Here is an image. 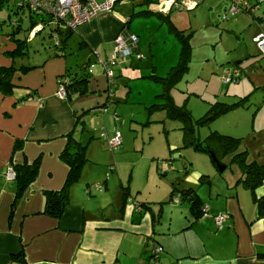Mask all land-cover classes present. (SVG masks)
<instances>
[{
  "label": "crops",
  "instance_id": "1",
  "mask_svg": "<svg viewBox=\"0 0 264 264\" xmlns=\"http://www.w3.org/2000/svg\"><path fill=\"white\" fill-rule=\"evenodd\" d=\"M204 3V8L210 7L215 0ZM262 7L258 5L253 17L242 18V22H249V25V19L255 22L252 43L257 34L264 33ZM150 8L147 10L158 14ZM233 20L232 27L240 21L236 17ZM123 22L124 19L115 11L86 22L67 38V30L61 28L59 33H55L59 43L57 49H51L50 55L40 56L31 63L26 61L28 52L23 59L8 57L6 53L15 50L16 43L7 34L0 35V67H9L13 61L16 67H33L27 73L15 72L12 77L14 89L10 95L0 92V264H149L154 246L162 248L157 264H264V218L257 217L252 194L242 185V172L232 161V155L218 160L212 152H197L210 158L212 153L224 169L219 171L212 159L195 160L194 157L189 160L190 166L185 161L182 164L186 176L179 178L174 175L172 181L158 179L161 184L160 188L157 187L159 193L148 196H142L140 190L137 192L140 196L133 194L129 180L126 184L121 181L119 186L115 185L114 176L99 169L105 148L94 135L98 128L96 120L103 117L100 107L106 103L107 91L111 96L112 85L104 75L92 71L89 59L82 70H75L65 50L69 39L74 36L84 53H92L104 67L103 62L108 60ZM127 28L129 30V24ZM182 34L188 38L191 36L185 31ZM131 56L139 62L145 59L143 54L141 58L137 54ZM188 63L187 70L168 90V95L178 107L184 106L176 104L173 94L188 74ZM118 65L125 67L126 62ZM175 66L164 76L156 75L153 69L151 77L160 85L161 91L156 96L158 101L147 110L150 113L152 110L163 112L164 115L155 120L163 123L166 137L174 129L181 131L179 147L182 149V123L169 118L165 110L158 107L164 102L160 97L164 90L160 79L165 78ZM233 67L239 69L235 82L224 84L221 81L224 72L216 74V80L222 82L226 89L217 83V94L213 95L214 100L207 110L216 102L234 104L245 100L241 106L215 119L208 126V134L218 132L239 139L237 152H246V162L263 164L264 60L260 58L258 49L257 54L248 51L241 53L231 62V68L225 70L231 71ZM69 70L85 75L87 92L75 94L70 100L61 99L56 96L58 79ZM251 107L254 110L248 132H237L240 126L245 127L239 112ZM257 117L260 118L259 125ZM168 120L179 124L167 127ZM149 123L147 121L146 125ZM228 126L236 127V130H224ZM69 136L86 146L87 162L82 167L79 181L69 188L68 204L62 216L55 219L44 213V192L59 191L64 186L68 166L60 160V154L67 146ZM196 136L199 138L197 128ZM11 157L14 162L27 165L39 160L35 181L15 204L16 181L6 178ZM105 163L108 167V161ZM229 165H235L237 169ZM159 169L162 176H167L173 172V164L171 167V161H167ZM97 186L102 190H94ZM175 187L195 191L205 211L198 220L191 205L178 198L177 192L173 195ZM254 194L256 198L264 197V183ZM219 215L225 216L220 227L215 223V217ZM19 252L24 254L23 263L13 258Z\"/></svg>",
  "mask_w": 264,
  "mask_h": 264
},
{
  "label": "rangeland",
  "instance_id": "2",
  "mask_svg": "<svg viewBox=\"0 0 264 264\" xmlns=\"http://www.w3.org/2000/svg\"><path fill=\"white\" fill-rule=\"evenodd\" d=\"M205 1L207 2L204 0L196 10H173L169 14L171 22L179 30L191 34L188 38L191 48L188 74L179 85V90H176L173 95L176 104L184 106L194 119L200 118L207 112L209 103L214 100L213 95L217 94V83L223 87L222 82L216 80V74H221L225 68H231V62H234L241 53L245 54L249 51L257 54V47L253 44L254 42H251L255 22L250 19L248 20L250 25L249 22H242V18L248 19L249 17L242 14L238 16L240 18L236 17L237 21H240L232 27L233 18L222 19L228 9L226 0H215L213 5L204 8ZM150 4H146L145 0H129L125 5L116 8L123 19L129 20L132 17L129 22V32L138 36L139 53L143 54L145 59L139 62L135 56H130L120 59L112 67L115 72L114 82L111 83L112 94L110 96L109 91L106 93V103L100 107L103 117L97 118L99 120H96V128H98L94 133L96 140L102 142L105 148V153L101 157L103 163L98 166L99 169L112 174L115 185L119 186L121 181L126 184L129 180L131 192L136 194L140 190L142 196L159 193L157 187L160 188L161 184L158 179L167 178L172 181L174 175L179 178L186 176L182 165L184 161L188 166H190L189 160L194 157L195 160L211 161L208 155L199 154L191 147L181 149L179 147L181 131L174 129L166 137L163 123L155 120L158 116L164 115L163 112L152 110L150 113L147 110L148 106L158 101L156 96L161 91L160 85L151 77L154 74L153 69L156 75L164 76L172 66L178 64L181 51L176 31L170 27L168 22L159 19L156 13H150L148 16H133V13L147 10ZM260 4L264 7V0ZM263 7L261 14L264 13ZM15 11L11 2L0 10V35L4 36L10 32V23L17 18ZM8 14L10 19L7 18ZM21 26L22 33L18 37L27 38L28 57L26 61L31 63L50 55L53 43L49 32L54 26H45L41 32L39 30L36 35H31L38 25L29 32V19L26 13ZM78 44L79 42L73 36L69 39L65 50L66 57L72 59L73 68L82 70L89 59L92 71L106 77L105 71L101 70L103 65L97 62L92 53H84ZM120 62H126V66L120 68L118 65ZM107 82H109L108 79ZM223 89L225 90L226 86ZM114 92L115 96H113ZM248 109L239 112L245 124V127L238 128L239 133L248 132L254 107ZM147 121H150L148 125H146ZM229 121L232 122V120ZM167 123V127L179 124L171 120ZM257 123L258 125L261 123L259 117H257ZM196 128L199 138L203 139L208 135L207 125H196ZM224 130H236V127L228 126ZM115 131L120 133L122 144L117 150L111 151L108 143L101 140L100 134L108 133L112 136ZM107 161L108 167L105 166ZM167 161H171V167L173 164V172L162 176L159 166H164ZM229 166L227 173L230 172ZM213 167L215 168L214 165ZM230 167L237 169L235 165ZM191 175L190 173L189 176ZM137 195L140 196V193Z\"/></svg>",
  "mask_w": 264,
  "mask_h": 264
},
{
  "label": "trees",
  "instance_id": "3",
  "mask_svg": "<svg viewBox=\"0 0 264 264\" xmlns=\"http://www.w3.org/2000/svg\"><path fill=\"white\" fill-rule=\"evenodd\" d=\"M10 2L16 9L14 14L17 15V18L10 23L11 30L9 33L6 34L10 40L16 43V48L12 52H7L6 55L8 57H11L13 60H15V58L23 59L27 55V41L25 38L17 37V35L22 31L21 21L23 19L24 14L26 13L29 19V32L34 26L38 25V23L42 24L44 27L51 25V18L43 15L40 18L34 17L30 12H28V10L25 9V7H17V0H0V10H2L4 6H7ZM145 3L148 4L149 1L145 0ZM150 13L151 12L148 10H143L137 13H133V16H148V14ZM156 15L160 19L168 22L170 27L176 31V35L181 44V51L178 64L171 69V71L165 78L160 79L164 89L160 97L164 100V102L161 105H158V107L161 110H165L169 118L178 120L182 123L183 147H191L194 151L201 153L212 152L218 160H221L222 156L224 157L226 155H232V161L237 163V165L241 169L242 178L240 181L242 185L245 188L249 189L252 194L253 201L257 208V217L264 218V197L256 198L254 194L255 190L264 183V163L257 164L255 162H246V152H237L240 142L239 139L223 135L218 132H210L202 140H200L196 136V125L209 126L219 116L225 114L233 108L241 106L245 99H241L234 104H224L216 102L210 106L204 116L198 119H194L184 107L176 106L168 95V90L176 84L182 74L187 70V63L190 57V46L188 44V36L183 35L182 31H178L175 28V26L171 23L169 19V14L161 15L160 13H158ZM248 16L253 17L254 13L249 14ZM7 18L10 19L9 14ZM131 18L129 20L124 19L123 28L121 31H129L127 25L129 24ZM60 29L61 28L59 27L51 28L49 36L53 39V37H56V35L53 36V33H59ZM72 32L73 30H67L65 37H69ZM58 45L59 43L57 45H52V49L55 51ZM32 68L33 67H27L24 65L16 67L14 61L13 64L9 67H0V92L4 95H10L14 89V85L12 84V77L15 72L18 71L21 73H27ZM63 79L65 80L64 85L66 91V99L70 100L75 94L82 95L87 92L88 80L85 75L72 73L69 70L64 75L59 77L58 81ZM153 107L154 106L150 107L149 109ZM17 145L18 143H16L15 147ZM60 160L68 166V174L64 186L59 191L44 192L46 198L44 213L55 219H58L62 216L64 209L68 204V191L70 186L77 183L81 177L82 167L87 162L86 146L82 145L73 137L69 136L67 146L60 154ZM9 165L11 166L12 171L15 175L14 180L16 181L17 185V192L14 201L15 204L19 200L23 192L28 188V186L35 181L38 175L39 160L37 159L33 163L27 165L18 164L14 162L13 157H11ZM203 177L204 176H202V178ZM174 194H176L178 198H181V200L187 201L191 205L192 211L196 216L197 220L202 216L204 211L201 208V202L193 189L190 188L179 190L175 187L173 188V195ZM13 258L21 263L24 262L23 252L15 254ZM150 258L151 255L149 256V262Z\"/></svg>",
  "mask_w": 264,
  "mask_h": 264
},
{
  "label": "built area",
  "instance_id": "4",
  "mask_svg": "<svg viewBox=\"0 0 264 264\" xmlns=\"http://www.w3.org/2000/svg\"><path fill=\"white\" fill-rule=\"evenodd\" d=\"M129 0H17V7H25L34 17L40 18L42 15L51 18V25L54 27L64 28L75 31L78 27L91 21L102 14L114 13L117 7L125 5ZM149 7L153 11L160 14H168L173 10L176 11H192L196 9L204 0H148ZM228 3L227 12L222 19L227 20L228 17L235 18L241 14H253L258 8L262 0H226ZM44 26L38 24V27L32 31L31 35L42 30ZM259 56L264 60V33H259L253 38ZM53 45H57L56 37L52 39ZM139 39L136 35L129 31H121L113 41L112 50L109 53L108 60L103 62L104 71L110 83L114 79V71L112 67L120 60L137 54L138 57L142 55L138 52ZM239 69L233 67L231 71L225 70L221 81L224 84L235 82L238 79ZM64 80V79H63ZM58 81V88L56 96L58 98H66L65 80ZM100 138L108 143L111 151L117 150L122 144V138L118 131H115L112 136L107 133L100 134ZM164 172V171H163ZM15 177L12 168L7 170L6 178L13 180ZM95 189L102 190L101 186ZM204 211V210H203ZM205 212V211H204ZM225 216L219 215L215 217L216 226L220 227ZM162 248L154 246L149 264H157L159 254Z\"/></svg>",
  "mask_w": 264,
  "mask_h": 264
},
{
  "label": "water",
  "instance_id": "5",
  "mask_svg": "<svg viewBox=\"0 0 264 264\" xmlns=\"http://www.w3.org/2000/svg\"><path fill=\"white\" fill-rule=\"evenodd\" d=\"M210 156H211V159L215 162V164H216L218 170H219V171H222V170L224 169V166H222V165L218 162V160L214 157V155H213L212 153L210 154Z\"/></svg>",
  "mask_w": 264,
  "mask_h": 264
}]
</instances>
